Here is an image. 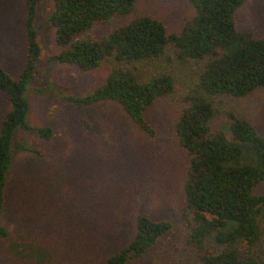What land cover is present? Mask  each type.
I'll return each instance as SVG.
<instances>
[{
  "label": "rangeland",
  "instance_id": "obj_1",
  "mask_svg": "<svg viewBox=\"0 0 264 264\" xmlns=\"http://www.w3.org/2000/svg\"><path fill=\"white\" fill-rule=\"evenodd\" d=\"M25 1L0 0V63L14 80L28 57ZM189 1L137 0L132 15L97 26L90 36L106 37L139 15L153 17L169 34H177L195 14ZM54 9V0L37 6L34 27L41 55L25 93L31 129L19 128L14 136L0 218L8 231L0 237V264H106L133 239L139 214L169 221L173 231L146 257L129 264H197L188 242L190 228L182 219L190 157L176 140L175 125L185 106L181 97L195 87L202 63L182 64L167 52L138 66L145 79L161 72L175 79L174 93L147 113L157 133L152 138L115 102L87 105L67 99L94 93L118 64L109 59L83 71L52 60L63 51L49 22ZM235 22L239 31L264 37V0H248ZM214 105L220 113L213 132H229L227 113L232 112L264 137V89L248 97L219 96ZM10 109L9 96L0 90V131ZM46 128L53 129L54 138L41 136L39 130ZM206 246L212 253L223 249L213 236ZM258 248L264 250V245Z\"/></svg>",
  "mask_w": 264,
  "mask_h": 264
},
{
  "label": "trees",
  "instance_id": "obj_2",
  "mask_svg": "<svg viewBox=\"0 0 264 264\" xmlns=\"http://www.w3.org/2000/svg\"><path fill=\"white\" fill-rule=\"evenodd\" d=\"M41 1H25L28 57L19 78H11L0 63V90L11 100L0 131V218L15 133L19 128L31 129L25 93L41 55L34 27ZM247 1L190 0L195 14L177 34H169L161 21L139 15L106 37L90 36L97 26L132 15L137 0H54L49 18L56 43L63 48L52 60L83 71L97 69L109 59L118 64L94 93L67 99L87 105L115 102L152 138L157 133L147 113L174 93L175 79L164 72L145 79L138 66L160 60L167 52L182 64L202 63L195 87L181 97L185 106L175 125L176 140L190 157L182 219L190 228L188 242L196 251L197 264H264V250L258 248L264 245V193L258 192L264 188V137L232 112L227 113L228 133L212 129L220 113L214 105L216 97H248L264 89V37L239 31L235 22L236 12ZM39 133L47 139L55 136L52 128ZM172 231L171 222L139 214L133 239L106 264L139 261ZM7 235L0 224V237ZM210 236L223 247L218 253L206 246Z\"/></svg>",
  "mask_w": 264,
  "mask_h": 264
}]
</instances>
